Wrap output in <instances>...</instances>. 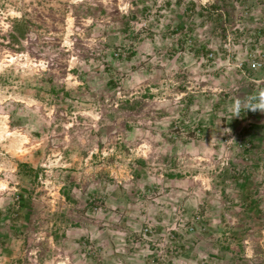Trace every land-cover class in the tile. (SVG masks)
<instances>
[{"label":"rangeland","instance_id":"obj_1","mask_svg":"<svg viewBox=\"0 0 264 264\" xmlns=\"http://www.w3.org/2000/svg\"><path fill=\"white\" fill-rule=\"evenodd\" d=\"M262 90L264 0H0V264H264Z\"/></svg>","mask_w":264,"mask_h":264},{"label":"clouds","instance_id":"obj_2","mask_svg":"<svg viewBox=\"0 0 264 264\" xmlns=\"http://www.w3.org/2000/svg\"><path fill=\"white\" fill-rule=\"evenodd\" d=\"M257 111L264 112V90L259 93L258 102L255 104L249 103L247 99H237L231 109L234 116H239L241 111Z\"/></svg>","mask_w":264,"mask_h":264},{"label":"built area","instance_id":"obj_3","mask_svg":"<svg viewBox=\"0 0 264 264\" xmlns=\"http://www.w3.org/2000/svg\"><path fill=\"white\" fill-rule=\"evenodd\" d=\"M257 65L256 64H253V67L255 68Z\"/></svg>","mask_w":264,"mask_h":264}]
</instances>
